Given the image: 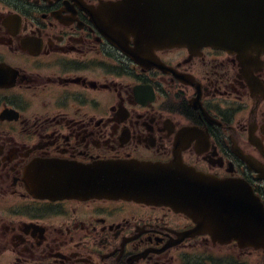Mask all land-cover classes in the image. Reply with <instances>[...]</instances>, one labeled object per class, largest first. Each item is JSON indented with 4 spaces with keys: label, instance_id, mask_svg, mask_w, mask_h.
Masks as SVG:
<instances>
[{
    "label": "flooded vegetation",
    "instance_id": "flooded-vegetation-1",
    "mask_svg": "<svg viewBox=\"0 0 264 264\" xmlns=\"http://www.w3.org/2000/svg\"><path fill=\"white\" fill-rule=\"evenodd\" d=\"M146 5L0 0V264H264L225 219L234 190L264 205V34L139 61L123 19ZM151 176L188 210L32 188Z\"/></svg>",
    "mask_w": 264,
    "mask_h": 264
},
{
    "label": "water",
    "instance_id": "water-1",
    "mask_svg": "<svg viewBox=\"0 0 264 264\" xmlns=\"http://www.w3.org/2000/svg\"><path fill=\"white\" fill-rule=\"evenodd\" d=\"M163 0H158L156 5ZM256 0H166L164 11L156 18L142 21L139 16H124V24L130 26V32L139 40L138 50L152 51L155 47H188L191 50L211 45L227 48L231 41L244 35L255 16L253 5ZM116 10V9H115ZM115 13V11H113ZM115 23L118 27L117 19ZM100 170V169H99ZM185 177H199L188 172ZM87 178V177H86ZM70 179L69 184L49 186L48 198H78L86 200L92 197L114 198L123 196L127 199L152 198L157 204H173L182 210L181 201L171 198L170 189L180 193L179 184H170L165 178L154 177L147 189L157 196H144L121 190L119 184H94L85 179ZM165 183H163V182ZM44 186V185H41ZM222 187V182H216ZM119 187V188H118ZM236 201L235 214L226 216L229 221V234L240 239L245 245L264 249V208L250 188L246 192L234 190ZM174 199V200H173ZM234 210V209H231Z\"/></svg>",
    "mask_w": 264,
    "mask_h": 264
}]
</instances>
